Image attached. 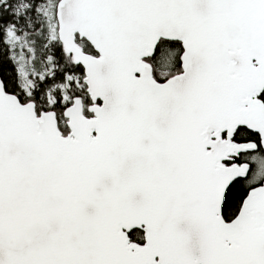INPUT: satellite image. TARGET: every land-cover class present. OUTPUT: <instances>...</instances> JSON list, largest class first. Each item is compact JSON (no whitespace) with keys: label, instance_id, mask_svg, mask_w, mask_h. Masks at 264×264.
Masks as SVG:
<instances>
[{"label":"snow or ice","instance_id":"obj_1","mask_svg":"<svg viewBox=\"0 0 264 264\" xmlns=\"http://www.w3.org/2000/svg\"><path fill=\"white\" fill-rule=\"evenodd\" d=\"M0 264H264V0H0Z\"/></svg>","mask_w":264,"mask_h":264}]
</instances>
